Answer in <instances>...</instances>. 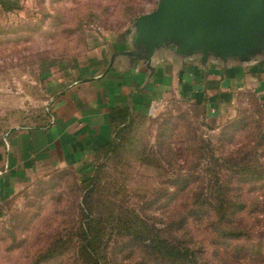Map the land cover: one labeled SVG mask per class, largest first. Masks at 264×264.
I'll list each match as a JSON object with an SVG mask.
<instances>
[{
  "label": "rangeland",
  "instance_id": "1",
  "mask_svg": "<svg viewBox=\"0 0 264 264\" xmlns=\"http://www.w3.org/2000/svg\"><path fill=\"white\" fill-rule=\"evenodd\" d=\"M161 2L0 0V134L45 124L52 73L81 58L94 42L127 39L139 19L158 11ZM261 106L254 95L245 94L234 113L220 120L201 107L174 101L155 117L128 120L116 130L113 148L96 155L92 169L55 171L3 204L0 264H82L75 239L46 254L58 240L75 235L85 195L95 186L108 205L134 209L158 228L175 221L185 205L195 208L194 194L203 193L215 206L211 194L223 189L232 201L226 218L202 204L196 206L201 213L187 220L198 263L264 264ZM243 158L259 167L255 174L234 173L228 163ZM241 231L247 235L234 237ZM132 251L136 259L125 260ZM107 252L110 264L142 259L139 249L115 234Z\"/></svg>",
  "mask_w": 264,
  "mask_h": 264
},
{
  "label": "crops",
  "instance_id": "2",
  "mask_svg": "<svg viewBox=\"0 0 264 264\" xmlns=\"http://www.w3.org/2000/svg\"><path fill=\"white\" fill-rule=\"evenodd\" d=\"M148 56L132 29L123 41L92 43L85 55L52 73L45 124L0 134V209L22 187L55 171L92 169L115 137V110L142 119L151 117L152 106L160 111L176 101L222 120L252 94L264 111V57H207L175 43Z\"/></svg>",
  "mask_w": 264,
  "mask_h": 264
},
{
  "label": "trees",
  "instance_id": "3",
  "mask_svg": "<svg viewBox=\"0 0 264 264\" xmlns=\"http://www.w3.org/2000/svg\"><path fill=\"white\" fill-rule=\"evenodd\" d=\"M132 118L133 116L126 110L113 111L111 123L114 135L116 130ZM110 147L113 148V141L100 150L97 155ZM228 164L231 165L234 173L238 174L252 175L259 169V167L257 169L253 167V160L250 161L246 158L233 159ZM156 195L157 200L162 198L160 194ZM104 196L105 194H102L96 186L87 191L81 207L83 219L76 228L75 235L67 240H58L51 248V252H48L51 254H46V257L54 255L60 247L61 249L65 248L75 239L77 258L82 264H110L107 247L111 237L115 234L128 239L129 245L135 246L142 253L140 255L141 262L136 264H199L197 259L199 252L193 244V239L188 238L187 220L197 211L201 213V208L196 207L198 205L202 208V204L209 205L223 219L227 217L232 206L228 192L223 189H218L211 194V198L217 201L215 206L208 204L203 193L199 192L194 194L195 208L185 205L183 213L179 214L175 221L158 228L150 225L148 221L141 220L140 215L134 209L123 210L117 204L108 205ZM205 200L206 202H204ZM147 208V206L144 207L143 211ZM244 235L247 234L242 231L234 233V237L238 238ZM137 255L135 251H132L125 257V260H135Z\"/></svg>",
  "mask_w": 264,
  "mask_h": 264
},
{
  "label": "water",
  "instance_id": "4",
  "mask_svg": "<svg viewBox=\"0 0 264 264\" xmlns=\"http://www.w3.org/2000/svg\"><path fill=\"white\" fill-rule=\"evenodd\" d=\"M133 30L148 59L171 43L185 53L202 49L207 57H264L263 0H162Z\"/></svg>",
  "mask_w": 264,
  "mask_h": 264
},
{
  "label": "built area",
  "instance_id": "5",
  "mask_svg": "<svg viewBox=\"0 0 264 264\" xmlns=\"http://www.w3.org/2000/svg\"><path fill=\"white\" fill-rule=\"evenodd\" d=\"M158 112H159L158 107L154 105L150 110V116L155 117L158 114Z\"/></svg>",
  "mask_w": 264,
  "mask_h": 264
}]
</instances>
